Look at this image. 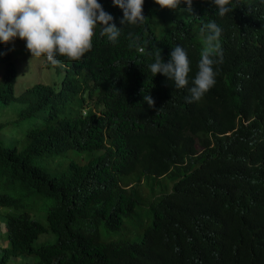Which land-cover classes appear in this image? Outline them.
<instances>
[{"label":"trees","instance_id":"trees-1","mask_svg":"<svg viewBox=\"0 0 264 264\" xmlns=\"http://www.w3.org/2000/svg\"><path fill=\"white\" fill-rule=\"evenodd\" d=\"M99 2L112 23L121 16ZM229 7L220 17L210 0H193L191 11L181 4L167 13L145 0L142 24H120L115 42L99 25L79 61L47 62L62 71L56 88L35 84L18 98L14 66L1 59L0 102L17 101L20 118L39 120L26 128V145L0 134V186L24 190L0 193V207H14L0 264H264V0ZM213 20L223 63L213 66L215 85L189 103L206 46L201 28ZM177 45L191 67L183 89L148 67L156 51L167 62ZM67 150L89 158L56 175L31 160ZM40 197L52 201L43 221L24 209ZM125 221L141 224L140 240L120 239ZM43 232L54 242L34 247Z\"/></svg>","mask_w":264,"mask_h":264},{"label":"clouds","instance_id":"clouds-1","mask_svg":"<svg viewBox=\"0 0 264 264\" xmlns=\"http://www.w3.org/2000/svg\"><path fill=\"white\" fill-rule=\"evenodd\" d=\"M114 6L121 9V16L114 22L113 17L103 9L99 0H0V82L6 81V65L1 59L9 56L14 66L13 85L17 78L18 69L12 59L9 44L17 38L24 41L25 49L33 61H39L43 67L53 68L60 66L57 57H64L69 61H79L93 46L92 41L96 28L101 26V35L109 41L115 42L120 35V24L139 25L146 17L143 14L145 0H110ZM164 12L175 11L181 8V4L187 5L191 11L193 0H154ZM220 17L232 11L229 7L231 0H210ZM168 13V12H167ZM201 32L205 33L206 46L201 51L191 87L188 88L187 102L199 101L216 83L215 77L218 69L214 70V64L223 63L222 53L219 50L218 39L222 28L213 20L204 24ZM144 52L143 47H139ZM162 50L154 54V62L148 67L153 77L163 74L168 80L174 82L176 89L188 87V75L191 71L187 52L179 45L172 48L167 62L162 57ZM213 55L217 59H213ZM54 69V68H53ZM46 85L37 83L36 85ZM33 86L25 89L24 93ZM21 95V96H22ZM144 101L149 107L155 105L154 99L148 94L144 95ZM94 104V102H90ZM85 111V110H84ZM5 214L2 216V221ZM6 230L7 220H5ZM8 240L6 238L7 244ZM0 244L3 243L0 240ZM22 260L16 259L14 264Z\"/></svg>","mask_w":264,"mask_h":264},{"label":"rangeland","instance_id":"rangeland-1","mask_svg":"<svg viewBox=\"0 0 264 264\" xmlns=\"http://www.w3.org/2000/svg\"><path fill=\"white\" fill-rule=\"evenodd\" d=\"M9 49L12 54V59L18 70V74H21L13 85L14 95L18 98L22 95L25 89L37 84L42 83L46 85H51L56 88L59 84L61 78V70L46 68L43 67L39 61H33L30 53L25 49L24 41L16 39L13 43L9 44ZM20 104L17 101H13L9 104H3L0 102V122H3V125L0 126V134L4 130L11 132V135L17 138L18 146L26 145L27 138L25 136L26 128L33 122L38 121L39 118L28 117L20 118L19 116ZM85 112V111H84ZM4 139L7 141V144H10L8 138L9 135H4ZM89 158V152H78L70 151L61 152V153H51V155H43L37 157L36 155L32 156V163L44 168L49 174L56 175L60 171L64 170L66 164L69 161L75 160L80 162H86ZM146 191V190H145ZM0 193H7L12 196L21 197V193H24L22 188L15 187L13 189H7L0 186ZM52 201L48 198H37V201L30 206L25 207V210H28L32 213L34 217L39 218L43 221L42 214L44 208L50 205ZM14 213V207H0V240L3 244L6 243V225L5 219L2 221V216L7 213ZM146 223L147 220L144 218ZM137 224L136 226L130 222H126L123 225L122 230H118L120 239L124 240H140L143 234V229ZM100 228L106 229L105 225L102 223ZM55 234L53 232H43L37 239L33 242V246L36 247L43 242H54Z\"/></svg>","mask_w":264,"mask_h":264},{"label":"bare ground","instance_id":"bare-ground-1","mask_svg":"<svg viewBox=\"0 0 264 264\" xmlns=\"http://www.w3.org/2000/svg\"><path fill=\"white\" fill-rule=\"evenodd\" d=\"M215 210V209H214Z\"/></svg>","mask_w":264,"mask_h":264}]
</instances>
